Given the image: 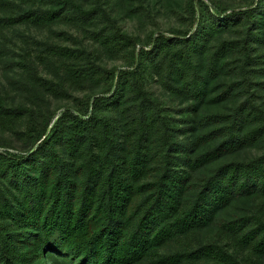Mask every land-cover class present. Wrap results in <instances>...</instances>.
Returning <instances> with one entry per match:
<instances>
[{
    "label": "trees",
    "instance_id": "16d2710c",
    "mask_svg": "<svg viewBox=\"0 0 264 264\" xmlns=\"http://www.w3.org/2000/svg\"><path fill=\"white\" fill-rule=\"evenodd\" d=\"M89 1L0 0V52L18 45L8 32L26 38L19 100L0 83V132L11 134L0 133V264H264L262 0H185L189 28L145 43L120 32L109 0ZM70 22L98 47L55 28ZM99 49L126 65L103 66ZM142 61L183 101L203 99L224 73L217 97L237 102L192 132L146 89ZM70 91L86 93L58 112L53 99ZM244 146L258 153L198 176ZM242 197L256 202L220 216Z\"/></svg>",
    "mask_w": 264,
    "mask_h": 264
},
{
    "label": "rangeland",
    "instance_id": "374dc122",
    "mask_svg": "<svg viewBox=\"0 0 264 264\" xmlns=\"http://www.w3.org/2000/svg\"><path fill=\"white\" fill-rule=\"evenodd\" d=\"M76 1L82 2L85 7L91 6L89 0ZM213 1L219 6L235 7L244 6L250 0ZM262 3L264 4V0H262ZM106 6L110 15L116 19L120 32L128 34L132 37H137L141 43L146 42L147 36H149L151 32L160 31L168 33L172 29L184 31L189 28L185 0H109ZM263 16L264 14L259 18H262ZM18 28L19 30H24L25 34H28L30 37L39 38L42 34V32L36 28L27 30L23 29L24 27L22 25ZM55 28H63L69 30L70 32H78L79 40L82 39L85 45L88 47H98V44L94 41L91 35L80 29L76 23L70 22ZM206 30L209 29L207 28ZM232 33L234 32L232 31ZM228 34H231V31L219 33L222 37H225ZM8 35L12 38V41H15L18 45L13 46L11 41H6V44L12 48V50H4L3 52H0V83L5 86L8 94L13 97L15 101H18V90L16 89L13 80L18 77V73L20 71V66H18V64L20 60L19 54L21 51L18 46H24L21 39L26 40V38L24 39L23 36L17 33L12 35L8 32ZM99 52H101L102 55L100 63L105 67L110 68L112 66H116L121 68L126 65V57L122 53L116 54L109 49H99ZM141 71V76L146 89L149 90L152 96L165 107V113L176 119L174 122L176 125L186 124V126L191 128L194 125L193 120L198 117L211 112L225 111L237 102L236 97H229L227 99L220 100L217 97V94H219L221 88L223 87V82L227 79V76L224 73L217 75L214 80H211L209 84V93L205 95L203 99L200 101H183L182 98L184 97L170 93L167 85L163 82L162 78L156 74L151 65L148 64V61H142ZM85 93L86 91H70L67 96H64L61 99H53L52 104L55 107H58V112H60L65 107L72 106L75 97L81 98ZM190 102H193L194 104L192 110L186 108ZM192 128L193 129L190 131H195L194 127ZM186 130L187 128L185 131ZM0 133L4 136L11 137L10 132L7 130ZM257 153L258 151L253 147H241L236 151L227 153L218 162L200 170L198 176L208 173L212 167L220 162L232 159H246ZM255 202V199L251 198H237L221 211L220 216L230 219L237 215H242L246 213L248 208L253 206ZM212 228L206 229L204 234L212 235Z\"/></svg>",
    "mask_w": 264,
    "mask_h": 264
}]
</instances>
